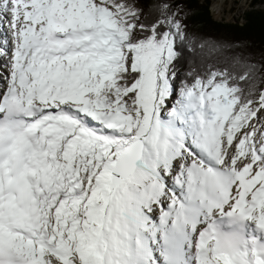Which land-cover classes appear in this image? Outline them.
I'll return each mask as SVG.
<instances>
[{
  "label": "snow or ice",
  "instance_id": "6c2138e0",
  "mask_svg": "<svg viewBox=\"0 0 264 264\" xmlns=\"http://www.w3.org/2000/svg\"><path fill=\"white\" fill-rule=\"evenodd\" d=\"M189 12L0 0V264H264V54Z\"/></svg>",
  "mask_w": 264,
  "mask_h": 264
},
{
  "label": "trees",
  "instance_id": "16d2710c",
  "mask_svg": "<svg viewBox=\"0 0 264 264\" xmlns=\"http://www.w3.org/2000/svg\"><path fill=\"white\" fill-rule=\"evenodd\" d=\"M188 3L190 12L187 24L190 33L234 45L233 48L225 47L216 52L205 49L209 64L224 66L228 58L240 49L256 57L264 54V12L245 13V22L242 25L218 23L209 16L207 2L202 5L197 0H188Z\"/></svg>",
  "mask_w": 264,
  "mask_h": 264
},
{
  "label": "rangeland",
  "instance_id": "374dc122",
  "mask_svg": "<svg viewBox=\"0 0 264 264\" xmlns=\"http://www.w3.org/2000/svg\"><path fill=\"white\" fill-rule=\"evenodd\" d=\"M200 4L205 5L207 2V11L212 20L218 23H227V24H237L242 25L244 20V14L250 11H262L264 12V3H261L260 0H254V2H249L246 0H224L222 3L221 10L217 11L215 5L218 0H197ZM0 24H5V21H1ZM8 31V29H7ZM2 58V57H0ZM1 73V72H0Z\"/></svg>",
  "mask_w": 264,
  "mask_h": 264
},
{
  "label": "bare ground",
  "instance_id": "6f19581e",
  "mask_svg": "<svg viewBox=\"0 0 264 264\" xmlns=\"http://www.w3.org/2000/svg\"><path fill=\"white\" fill-rule=\"evenodd\" d=\"M224 0H218V2H220V3H217L216 5H215V8L214 9H216L217 11H222L221 10V7H222V5H223V2ZM244 1H246V0H242V2H244ZM1 21H4V20H0V23H1ZM5 23H6V21H5ZM7 31V29L3 26V24H0V41H2L4 38H5V32ZM9 31V36H8V38H9V40H10V30H8ZM5 60H6V58H0V72L2 73L3 72V66H4V64H5ZM2 86H3V82L2 81H0V88H2Z\"/></svg>",
  "mask_w": 264,
  "mask_h": 264
}]
</instances>
